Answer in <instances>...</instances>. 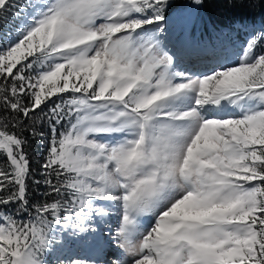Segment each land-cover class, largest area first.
<instances>
[{"label": "snow or ice", "instance_id": "snow-or-ice-1", "mask_svg": "<svg viewBox=\"0 0 264 264\" xmlns=\"http://www.w3.org/2000/svg\"><path fill=\"white\" fill-rule=\"evenodd\" d=\"M207 4L264 14L0 0V264H264V25L238 51L196 41ZM45 109L32 180L23 131L44 138Z\"/></svg>", "mask_w": 264, "mask_h": 264}, {"label": "trees", "instance_id": "trees-1", "mask_svg": "<svg viewBox=\"0 0 264 264\" xmlns=\"http://www.w3.org/2000/svg\"><path fill=\"white\" fill-rule=\"evenodd\" d=\"M179 6V5H178ZM205 16L208 19V22H205L204 24H207L210 22L214 25H227L232 24L235 21L242 20V21H253L257 19L264 20V14H262L261 8L257 7L252 10L247 9H241L236 10V12L221 9L219 7H215L211 4H207L205 11ZM59 103V101H56ZM52 105H49V107ZM47 110L45 109L44 113H37V122L35 124V127L37 129V132L43 131L44 138H41L39 134L33 136L31 132V128L29 126H26L27 130L23 131V134L27 137L28 143L26 145L25 151L28 153L31 164H32V180H42V174H41V164L43 162V158L46 155L45 151V145L46 140L49 138V123L46 118ZM8 116V113L6 112H0V118ZM11 119V117H8ZM30 124V122H29ZM17 132L22 131L20 128L16 129ZM63 131V129H61ZM4 163V158L0 156V166H2ZM30 183V196L33 200H44L47 199L45 196V192L47 191L46 186L41 182L39 186H36L35 184ZM43 185V186H42Z\"/></svg>", "mask_w": 264, "mask_h": 264}, {"label": "rangeland", "instance_id": "rangeland-1", "mask_svg": "<svg viewBox=\"0 0 264 264\" xmlns=\"http://www.w3.org/2000/svg\"><path fill=\"white\" fill-rule=\"evenodd\" d=\"M20 2L22 3L23 0H20ZM205 22H208V19L204 13L200 19H197L195 17V15H193L192 20L189 24V30L191 32L192 38L196 41H203L204 43L217 42V40H216L217 37L215 35V31L214 30L209 31L206 27L203 28V25H205L204 24ZM9 27H11V25ZM233 30L234 31L226 30V34L234 36L236 29H233ZM6 31H7V29L0 28V39H2L4 37V34ZM46 110L48 112V109H46Z\"/></svg>", "mask_w": 264, "mask_h": 264}, {"label": "bare ground", "instance_id": "bare-ground-1", "mask_svg": "<svg viewBox=\"0 0 264 264\" xmlns=\"http://www.w3.org/2000/svg\"><path fill=\"white\" fill-rule=\"evenodd\" d=\"M40 170H41V174H42V178H43V176L45 175V173H44V171L42 169H40ZM48 259L50 260V264H54V262H55V254L49 256Z\"/></svg>", "mask_w": 264, "mask_h": 264}]
</instances>
